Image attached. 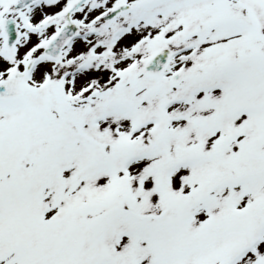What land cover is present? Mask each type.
<instances>
[{
  "label": "snow or ice",
  "instance_id": "6c2138e0",
  "mask_svg": "<svg viewBox=\"0 0 264 264\" xmlns=\"http://www.w3.org/2000/svg\"><path fill=\"white\" fill-rule=\"evenodd\" d=\"M0 264H264V0H0Z\"/></svg>",
  "mask_w": 264,
  "mask_h": 264
}]
</instances>
